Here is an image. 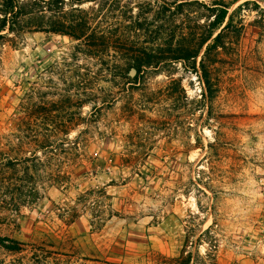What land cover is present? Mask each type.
Wrapping results in <instances>:
<instances>
[{
  "label": "rangeland",
  "instance_id": "obj_1",
  "mask_svg": "<svg viewBox=\"0 0 264 264\" xmlns=\"http://www.w3.org/2000/svg\"><path fill=\"white\" fill-rule=\"evenodd\" d=\"M182 1L81 8L88 33L158 51ZM225 1L243 32L207 59L209 81L176 62L129 83L120 44L44 31L0 39V158L44 156L46 138L63 141L52 159L63 178L35 172L45 197L18 213L8 185L26 174L0 172V235L49 252L36 262L30 245L0 248V262L179 264L191 252L192 264H264V0Z\"/></svg>",
  "mask_w": 264,
  "mask_h": 264
},
{
  "label": "trees",
  "instance_id": "obj_2",
  "mask_svg": "<svg viewBox=\"0 0 264 264\" xmlns=\"http://www.w3.org/2000/svg\"><path fill=\"white\" fill-rule=\"evenodd\" d=\"M89 2L97 3L98 0H0V39L8 38L10 35L20 36L27 31H44L85 40L92 47L108 44L112 48L117 47L115 44H120L126 51L120 55L125 61L122 73L129 83L137 82L142 77V73L149 68L176 62L189 65L193 71L201 72L203 78L209 81L212 62H208L207 59L218 49L227 51L232 48L233 43H230L228 38L232 35L238 37L243 32V25L238 26L235 20L236 10L229 13L231 5L225 0H215L211 5L199 0L176 2L173 5L174 9L168 10L179 17L178 29L164 38L162 46L157 47L158 51H149L147 48L140 49L131 45L133 39L127 37L122 39L117 34L113 36L111 32L88 33L87 30L92 24L91 17L81 5ZM117 2L118 0H113V4ZM249 3L246 1L244 5ZM203 48H205L204 53L198 63L197 59ZM131 70H136V73L130 75ZM25 123L28 125L27 120ZM25 138L32 139L28 134ZM32 141L38 140L32 139ZM62 142V140L57 142L46 138L40 144L44 149V156L38 155L37 152L30 154L24 152L21 157L0 158L3 181L6 177L5 168H12L15 171L22 168V172L26 174L23 178H12L11 180H14L8 185L12 193L10 204L12 212L18 213L22 206L34 204L45 197V194L40 192V181L35 175L39 169H43L46 179L55 184L63 178L60 173L54 172L52 165V159L55 158ZM7 218L8 215L0 214V221ZM28 245L31 251L30 258L33 261L39 262L49 253L42 243L26 244L16 238L0 235V248L7 252L22 253L27 250ZM192 256V253L188 252L179 264H192ZM15 262L14 260L8 263L1 260L0 264H16ZM193 264L197 263L194 261Z\"/></svg>",
  "mask_w": 264,
  "mask_h": 264
}]
</instances>
